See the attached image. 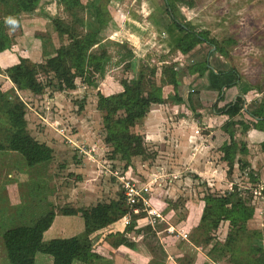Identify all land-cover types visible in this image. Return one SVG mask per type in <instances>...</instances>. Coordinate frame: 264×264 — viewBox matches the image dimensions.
I'll return each mask as SVG.
<instances>
[{
    "label": "rangeland",
    "instance_id": "obj_1",
    "mask_svg": "<svg viewBox=\"0 0 264 264\" xmlns=\"http://www.w3.org/2000/svg\"><path fill=\"white\" fill-rule=\"evenodd\" d=\"M95 1L97 6L101 2L102 5L99 7L111 19L108 29L104 32V38L114 44L109 47L113 60L108 64L105 75L98 79L95 88H87L79 79L76 91L56 93L48 89L44 95L35 96L29 91H20L3 72L13 63L16 55L26 54L33 61H43L42 42L38 35H49L56 46L61 45L60 38L52 29L47 17L59 16L70 20L63 6L47 5L45 10H39L31 18L25 17L20 24L17 22V26L7 30L13 40L14 51L7 56L0 55V85L4 91L10 92L13 97H18L26 103L29 130L40 142L54 146V161L48 173L53 179L46 188L40 184V177H36L31 183L26 182L28 175L24 168V159L22 160L19 154L10 151L0 152V264H6L1 236L6 226L9 227L5 230L34 224V220L56 208L58 215L54 229L45 234L44 241L79 236L84 231L83 219L60 215V209L67 206L85 209L99 203H111L117 201L122 194L120 181L114 173L125 171L123 170L125 164L110 160L112 149L105 144L103 114L97 109L98 93L104 95L115 93L113 87L117 86L116 82L135 78H133V67L127 68L126 63L116 65L119 59V47L116 45L125 44L132 51L138 49L136 53L133 52V57L127 58V61L139 59L138 69L142 68L147 79H154V75L157 76L156 78L160 77V69L164 62H177L182 63L183 68L186 67L182 73L179 69L178 77L180 75L183 78L190 77L187 80L190 82L188 86L184 85L190 88L182 89V92L187 93L192 89L194 91L190 93L192 97H196L206 83H211L208 70L196 67L193 63L211 54V46L200 45L197 52L191 56L176 52L174 46L182 39L183 34L172 23V18L166 14L165 0ZM108 1H113L112 8ZM172 1L176 2L175 14L180 24L198 34L205 33L209 40H215L219 45L225 46L226 53L222 56L218 53L216 57L239 73L241 81L237 92L251 93L248 96L253 100L264 101V0ZM188 3H192V6ZM167 89L170 95L174 93L171 89ZM199 97L198 101H200ZM81 106H84L82 110ZM239 116L240 118H237ZM239 116L234 123H230V120H233L230 119L229 125L241 129L240 120L244 117L243 113ZM246 116L251 122L249 115ZM227 122L222 123L223 127L227 126ZM243 134H246V131ZM2 141L0 132V143ZM154 150L151 151L156 153ZM239 157L237 156L236 159L239 160ZM162 166L166 167L169 173L182 172L183 180L181 182L178 180L174 186L181 190L193 189L201 195L200 199L208 192L223 195L237 189L241 190L246 198L248 195L251 196L259 185L251 178L246 179L248 176L245 177V171L249 169L241 170L239 162H235L233 173L229 174L230 171H227L225 178L228 182L220 188L215 187V191H212L213 188L209 189L204 184V169L201 171L204 175L201 176L203 179L197 176V181L192 182L189 180L190 176L196 175L187 169L190 165H183L186 167L184 169L181 164L162 165L157 162V154L154 160L143 161L135 158L132 166L126 170V174L138 180L143 178L144 182H147L153 175L160 173L168 175L157 170ZM139 170L145 171L144 175L139 173ZM166 181L168 182V176ZM169 195L166 201L170 206L182 204L184 197L174 195V198H171L172 195ZM259 200L263 199L258 196L253 199L258 217L255 219L263 218V213L257 209ZM32 204L38 207L34 209ZM252 222H249V229L261 231L264 239V225L258 227ZM162 227L164 225H160L159 228ZM222 232L223 226H220L216 234L219 240ZM43 258L46 256L37 255L38 264ZM49 262L44 261V264ZM227 262L238 264L234 259H228ZM218 264H226V261L221 260Z\"/></svg>",
    "mask_w": 264,
    "mask_h": 264
},
{
    "label": "trees",
    "instance_id": "obj_2",
    "mask_svg": "<svg viewBox=\"0 0 264 264\" xmlns=\"http://www.w3.org/2000/svg\"><path fill=\"white\" fill-rule=\"evenodd\" d=\"M165 1L166 14L172 18V23L183 34L182 39L174 46L176 52L191 56L197 52L200 45L211 46V54L193 63L209 66L211 89H216L220 98L224 90L236 86L241 81L237 70L216 57L218 53L219 56L226 53L225 46L219 45L215 40H209L205 33V35L198 34L180 24L175 14L176 2ZM51 4L56 7L63 6L70 18L68 20L59 16L47 17L52 29L58 34L61 45L56 46L49 35H38L42 42L43 61H33L28 55L21 54L15 64L3 71L4 74L20 91H29L35 96L44 95L48 89L56 93L76 91L79 79L87 88H95L98 79L105 75L108 64L113 60L109 47L114 44L104 38V32L108 29L111 19L94 2L0 0V55L7 51L12 52L13 40L7 30L14 26L8 25L6 19L12 17L20 24L25 17L35 16L39 10H45V7ZM188 4L192 6V3ZM116 46L119 47V59L116 65L126 63L127 68L133 67L127 61V58L134 56L133 51L125 44ZM178 71L177 62H164L159 73L161 84L158 85L156 75L154 79H147L140 68L134 79L120 82L119 91L109 95L98 93L97 109L103 114L105 144L112 149L110 160L125 164L123 169L125 171L122 173L126 174V170L132 166L135 158L143 161L155 159V154L146 147L144 137L134 133V128L147 117L153 105L163 103L162 95L165 87H173L178 97ZM245 104L247 110H244ZM83 108L84 106H81L80 109ZM219 111L228 116V120L246 112L254 127L264 129L263 99L261 102L256 99L250 101L247 97L244 99L240 96ZM26 116V103L18 97H13L10 92L4 91L0 85V132L3 139L0 143V152L10 151L19 154L22 160L24 159V168L28 175L26 182L31 183L36 177H40V184L48 188L53 179L48 173L54 161V149L31 134ZM227 123L226 128L230 126L229 122ZM221 151L224 155L223 160L228 163L229 174L233 173L235 162H239L241 170L248 168L244 161L236 159L237 156L247 152L246 144L243 142L231 139L223 144ZM253 177L252 174L250 178L255 181ZM254 198L255 192L245 198L244 193L239 189L223 195L211 192L205 194L203 199L205 206L198 232L203 236V244L211 245L207 256L214 262L213 264L221 260L228 263V259H234L238 264H264V247L255 243L263 239V234L261 231L249 229V222L257 217ZM32 207L36 209L38 206L32 204ZM59 213L63 216L80 215L84 222L83 233L79 236L56 238L45 242L44 235L58 215L56 208L36 220H34L36 216H33L34 224L5 230L9 227L6 226L1 235L6 264H38V254L48 258H43L40 264H44V261L47 263L51 261L52 263L49 264H94L101 259L96 247L105 229L122 221L127 215L131 216L135 228L137 220L145 217V213L136 215L127 208L122 194L117 201L111 203H99L85 209L67 206L60 209ZM227 222L229 232L222 242L216 234L220 226ZM141 230L148 234L153 242H157L153 227L147 226ZM114 236L116 235L107 236V241ZM113 244L114 247L134 248V243L130 242L126 235L121 236L119 241ZM149 248L153 253L156 250L159 253L150 264H163L164 249L154 248L152 243L149 244ZM185 262L193 264V260L188 258L182 261L183 264Z\"/></svg>",
    "mask_w": 264,
    "mask_h": 264
},
{
    "label": "crops",
    "instance_id": "obj_3",
    "mask_svg": "<svg viewBox=\"0 0 264 264\" xmlns=\"http://www.w3.org/2000/svg\"><path fill=\"white\" fill-rule=\"evenodd\" d=\"M88 1L95 4L97 2L95 0ZM88 1L83 0L84 3ZM108 4L111 7L113 1H108ZM100 5H102L101 2ZM136 50L133 49V52L136 53ZM11 51L14 50L12 49ZM9 53L7 51L4 55L7 56ZM17 57L19 55H16V59L11 65L16 63ZM138 60L134 58V60L129 62L133 66V78L139 72ZM178 64L180 73L184 72L186 67L184 66L183 68L182 63ZM196 67L206 68L208 73H210L209 66L206 64L196 65ZM189 78H183L181 75L177 77L178 97L173 87H165L162 95V101L164 100L165 103L153 105V109L151 108L147 117L136 125L134 131L144 137L145 145L149 151L155 149L156 153L151 152L157 154V162L159 164L173 166L179 164L182 166L190 165L187 169H190L196 175L190 176L189 180L192 182L197 181V176L203 179L204 175L201 171L204 169V184L209 189L213 188L214 190L212 191H215V187L220 188L228 182L225 177L227 171H229V166L223 160L224 155L221 147L231 139L243 142L246 144L247 152L244 155H239L241 157L239 159L248 165L247 169L249 171H245V177L248 176L246 177L248 179L253 174L255 182L257 185L259 184L258 187L264 188V129L262 127H254L247 120L246 112H243L244 117L243 119L241 117L240 120L241 129L234 126L223 127L222 123L224 121L229 122V118L219 111L230 105L231 102L240 96L244 99L247 97L250 101L253 100V98L248 96L251 93L245 94L244 91L237 92V87L239 86L237 84L232 88L224 90L219 98V92L216 89H211V83H206L203 87L204 90L200 89V94L192 97L190 92L194 90L191 89L192 91H187V93L181 91L182 89L186 90L190 88L184 87V85L188 86L190 83L187 81ZM209 78L211 81L210 75ZM156 82L160 85L161 78H156ZM116 85L113 87L114 92L120 90V83L116 82ZM167 88L171 89L174 93L170 95ZM198 97L200 101L197 100ZM244 110H247V104H245ZM237 118H240V116ZM237 118L230 120V123H234ZM245 131L246 134H243ZM47 145L50 146L49 144ZM50 147L54 148V146ZM184 168L186 167L183 166L182 169ZM157 170L168 174V182L164 181L159 187H156L155 197L151 201L152 207L160 212L162 218L151 217L145 213V217L137 220L135 228H133L132 222L130 225H127L122 220L105 229L96 247L101 259L95 261L94 264H150L159 256L157 250L153 253L149 248V244L151 243L154 248L161 247L164 249L165 259L163 264H183L182 261L186 258L193 260V264L214 263L207 256L211 245L205 246L202 242L203 236L198 232L205 206L204 197L200 199L201 195L193 189L191 191L186 189L181 190L174 186L175 182L183 180L182 172L175 171L169 173L166 167L163 166ZM138 172L143 174L145 171L139 170ZM140 180L144 181L145 179L142 178ZM169 194L172 195L171 198H174V195L184 197L182 204L170 206L166 201ZM180 207L181 210L179 211ZM257 209L263 213V218L254 219L252 223L259 227L264 225V198L257 202ZM68 217L81 218L80 215ZM56 219L57 217L55 221ZM55 221L46 232L47 234L54 229ZM160 225H164V227L159 228ZM147 226H151L155 230L157 242H153L148 234L142 232L141 229ZM222 226L223 232L220 241L223 242L229 232V223H223ZM109 235L116 236L107 241V236ZM124 235L129 238L130 242L134 243V248L131 249L125 246L114 247L113 243L118 242L121 236ZM255 243L264 247V239Z\"/></svg>",
    "mask_w": 264,
    "mask_h": 264
},
{
    "label": "built area",
    "instance_id": "obj_4",
    "mask_svg": "<svg viewBox=\"0 0 264 264\" xmlns=\"http://www.w3.org/2000/svg\"><path fill=\"white\" fill-rule=\"evenodd\" d=\"M115 177L120 181V186L122 189V195L124 198L125 205L134 214L139 215L142 213H147L148 216L162 218L160 212L152 207V198L155 197V189L159 187L162 182L166 181L167 175L160 173L156 176H151L148 178L147 182L134 179L129 177L120 171H115ZM264 188L259 186L255 190V196L260 199L264 198L263 195ZM132 222L131 216L127 215L123 218V223L130 225Z\"/></svg>",
    "mask_w": 264,
    "mask_h": 264
},
{
    "label": "clouds",
    "instance_id": "obj_5",
    "mask_svg": "<svg viewBox=\"0 0 264 264\" xmlns=\"http://www.w3.org/2000/svg\"><path fill=\"white\" fill-rule=\"evenodd\" d=\"M6 23L8 25H11V26H14V27L17 26V21L14 18H12V17H8L6 19Z\"/></svg>",
    "mask_w": 264,
    "mask_h": 264
}]
</instances>
